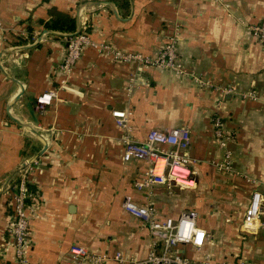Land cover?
<instances>
[{
	"label": "crops",
	"instance_id": "crops-1",
	"mask_svg": "<svg viewBox=\"0 0 264 264\" xmlns=\"http://www.w3.org/2000/svg\"><path fill=\"white\" fill-rule=\"evenodd\" d=\"M52 6L75 17L74 31L44 26ZM0 19V264H18L7 232L9 181L45 142L28 171L40 194L30 208L29 264H71L73 242L105 252L101 264L145 258L150 233L125 210L128 196L151 204L158 218L197 212L206 235L199 247L179 243L183 256L264 264V211L254 232L239 228L252 191L264 188V41L250 32L264 19V0H0ZM83 22L98 42L150 55L174 34L184 72L115 60L85 45L63 82L58 65L67 37ZM50 88L56 96L40 113L35 97ZM116 108L131 110L135 139L153 127L190 129L192 187L134 188L147 163L123 158ZM214 116L230 136L225 146L215 136ZM226 150L231 167L218 168Z\"/></svg>",
	"mask_w": 264,
	"mask_h": 264
},
{
	"label": "built area",
	"instance_id": "built-area-1",
	"mask_svg": "<svg viewBox=\"0 0 264 264\" xmlns=\"http://www.w3.org/2000/svg\"><path fill=\"white\" fill-rule=\"evenodd\" d=\"M0 19V28H3ZM251 34L258 40L264 41V19L250 24ZM85 45H90L100 51H105L115 60L136 61L140 64L169 69L175 73L184 72V65L178 57L177 38L171 34L161 48L153 54H145L141 51L121 50L108 42H98L87 31V24L83 22L80 30L67 37L65 52L58 67L66 80L72 66L78 60ZM199 82H202L198 78ZM127 90H131L133 76L128 78ZM233 90L232 87L226 88ZM245 96L254 95L247 91ZM56 96V90L50 88L38 93L35 97V109L43 112L47 105ZM116 123L123 129V158L144 159L147 166L140 179L135 180L134 188L147 192L153 185L164 184L166 186L177 185L179 187H192L194 181V159L188 154L191 135L190 129L184 125L169 126L164 128H150L143 139L132 137L128 120L131 115L129 109H113L111 111ZM214 133L219 143L226 145V139L222 121L219 116L213 118ZM229 151L224 152L223 160L215 162L218 168L229 169ZM25 159L18 169L19 179L12 184L11 207L13 218L7 226L8 240L12 244L18 264H29L26 256V244L30 232V208L37 203L39 192L30 191L28 188V171L36 160ZM123 206L131 215L142 220L150 233V249L142 260H130L135 264H252L244 260L235 263L214 260L209 255L200 259H189L183 256L177 249L179 243H191L193 246H201L206 235V230L196 222L197 212L193 209L182 212L178 217L167 216L158 218L154 208L148 202L138 203L129 196L125 198ZM264 211V188H256L252 191L249 201L245 206L239 228L242 232H254L261 224V214ZM68 254L71 264H82L90 261L92 264H101L109 257L105 252H93L88 246L73 242L69 245ZM113 258L118 262L123 260L121 251L116 250Z\"/></svg>",
	"mask_w": 264,
	"mask_h": 264
},
{
	"label": "trees",
	"instance_id": "trees-1",
	"mask_svg": "<svg viewBox=\"0 0 264 264\" xmlns=\"http://www.w3.org/2000/svg\"><path fill=\"white\" fill-rule=\"evenodd\" d=\"M49 18L43 21V24L46 28L52 30H60V31H74L76 28L75 17L57 6H52L48 10ZM19 172H15L12 178L9 181L10 187L12 188V184L19 179ZM28 188L30 191L39 192V190L34 187L31 182H28Z\"/></svg>",
	"mask_w": 264,
	"mask_h": 264
},
{
	"label": "water",
	"instance_id": "water-1",
	"mask_svg": "<svg viewBox=\"0 0 264 264\" xmlns=\"http://www.w3.org/2000/svg\"><path fill=\"white\" fill-rule=\"evenodd\" d=\"M44 31H49L48 29H44ZM47 147V143L45 142L44 143V145H43V147L41 148V150L39 151V154L45 149ZM39 154H37V155H39ZM37 155L36 156H33L32 158H29L28 160L29 161H32V160H34L36 157H37Z\"/></svg>",
	"mask_w": 264,
	"mask_h": 264
}]
</instances>
